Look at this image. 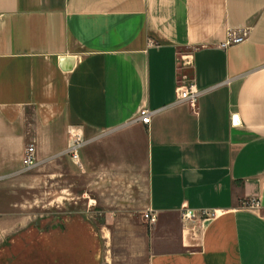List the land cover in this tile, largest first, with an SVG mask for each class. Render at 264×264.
<instances>
[{"label":"crops","instance_id":"1","mask_svg":"<svg viewBox=\"0 0 264 264\" xmlns=\"http://www.w3.org/2000/svg\"><path fill=\"white\" fill-rule=\"evenodd\" d=\"M40 175L59 203L73 189L106 210L142 189L155 221L115 225L128 264H264V0H0V228Z\"/></svg>","mask_w":264,"mask_h":264},{"label":"rangeland","instance_id":"2","mask_svg":"<svg viewBox=\"0 0 264 264\" xmlns=\"http://www.w3.org/2000/svg\"><path fill=\"white\" fill-rule=\"evenodd\" d=\"M68 178L74 185V177ZM26 180L27 176L17 184L10 195L14 204L3 214L0 264H128V241L134 237L121 234L115 225L124 221V230L130 226L142 235V189L122 208L106 210L73 189L61 192L65 197L59 203V192H44L42 175L33 183ZM55 221L64 227L52 226Z\"/></svg>","mask_w":264,"mask_h":264},{"label":"built area","instance_id":"3","mask_svg":"<svg viewBox=\"0 0 264 264\" xmlns=\"http://www.w3.org/2000/svg\"><path fill=\"white\" fill-rule=\"evenodd\" d=\"M248 32V28L241 27L237 29H229L226 35V38L224 40H221L219 42V45L221 47H225L229 44H233L236 42H239L243 40ZM188 54H182V58L184 59L185 56ZM186 76L184 74L180 75L179 81L176 86V94L178 99L186 100L190 105L195 106L197 97L199 94V90L195 86V84L191 81L185 80ZM151 113L152 111L147 107H142L139 109L138 116L140 120H142L145 123H148L151 119ZM69 136H70V142L68 145V152L70 153L71 158L79 162V153L78 149L83 143V137L79 130H76L74 128L69 129ZM35 161V150L33 144H28L24 148V153L22 156V162L25 166H31L34 164ZM243 205L249 208H257L260 207V202L258 198H249L244 200ZM208 214V213H207ZM184 217H190L193 214L190 210H185L183 212ZM143 216L149 220V222H153L156 219V213L148 208L143 211Z\"/></svg>","mask_w":264,"mask_h":264},{"label":"flooded vegetation","instance_id":"4","mask_svg":"<svg viewBox=\"0 0 264 264\" xmlns=\"http://www.w3.org/2000/svg\"><path fill=\"white\" fill-rule=\"evenodd\" d=\"M52 226H60V227H64L63 223L62 222H58V221H55L53 223H51Z\"/></svg>","mask_w":264,"mask_h":264}]
</instances>
